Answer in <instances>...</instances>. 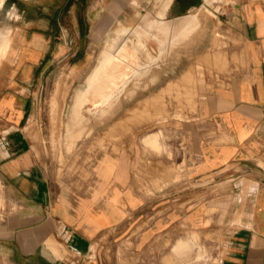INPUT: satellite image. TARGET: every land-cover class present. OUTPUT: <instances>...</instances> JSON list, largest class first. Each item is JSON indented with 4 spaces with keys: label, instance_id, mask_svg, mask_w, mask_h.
Wrapping results in <instances>:
<instances>
[{
    "label": "crops",
    "instance_id": "obj_1",
    "mask_svg": "<svg viewBox=\"0 0 264 264\" xmlns=\"http://www.w3.org/2000/svg\"><path fill=\"white\" fill-rule=\"evenodd\" d=\"M125 1L100 0L99 13ZM203 9L236 40L233 71L166 147L167 133L140 136L122 119L105 149L60 158L32 121L39 53L25 48L0 90V264H264V0H162L156 15L186 32Z\"/></svg>",
    "mask_w": 264,
    "mask_h": 264
},
{
    "label": "rangeland",
    "instance_id": "obj_2",
    "mask_svg": "<svg viewBox=\"0 0 264 264\" xmlns=\"http://www.w3.org/2000/svg\"><path fill=\"white\" fill-rule=\"evenodd\" d=\"M124 3L122 14L115 16L99 13L106 8L100 0H5L0 10V74L5 71L0 90L7 76L23 70L19 58L25 48L32 50L30 59L34 51L39 53L30 65L37 77L30 83L40 89L32 121L48 126L44 128L56 141L52 151L60 158L105 149V138L109 141L122 130L115 123L122 119H132L129 125H138L140 136L167 133L166 147L177 140L175 122L197 112L203 98L233 71L227 60L236 40L213 10H198L196 20L192 16L186 21L188 30L177 32L169 31L166 16L156 15L162 0ZM91 8L95 12L89 15ZM104 20L106 30L96 38L94 28ZM123 48L134 52L140 68L125 74L109 97L110 105L88 104L85 96L101 66ZM63 137L69 144L62 143ZM78 137L90 144H74ZM162 148L160 155L168 151Z\"/></svg>",
    "mask_w": 264,
    "mask_h": 264
},
{
    "label": "bare ground",
    "instance_id": "obj_3",
    "mask_svg": "<svg viewBox=\"0 0 264 264\" xmlns=\"http://www.w3.org/2000/svg\"><path fill=\"white\" fill-rule=\"evenodd\" d=\"M113 55L101 66V70L93 82L91 92L85 96V102L88 104L100 105V107L110 105L109 97L114 90H117L116 88L125 78V74L136 72L140 68V63L135 58L134 52L127 48L120 49Z\"/></svg>",
    "mask_w": 264,
    "mask_h": 264
}]
</instances>
